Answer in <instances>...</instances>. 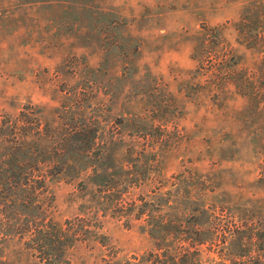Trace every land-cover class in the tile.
<instances>
[{
  "label": "rangeland",
  "instance_id": "obj_1",
  "mask_svg": "<svg viewBox=\"0 0 264 264\" xmlns=\"http://www.w3.org/2000/svg\"><path fill=\"white\" fill-rule=\"evenodd\" d=\"M72 219L51 264H264V0H0V264Z\"/></svg>",
  "mask_w": 264,
  "mask_h": 264
},
{
  "label": "trees",
  "instance_id": "obj_2",
  "mask_svg": "<svg viewBox=\"0 0 264 264\" xmlns=\"http://www.w3.org/2000/svg\"><path fill=\"white\" fill-rule=\"evenodd\" d=\"M79 220L84 221V219H72L68 220L63 226H59L57 224L50 226L47 225L49 228L48 230L44 229L41 225L35 226L33 231H31V241L33 243L30 247L36 250L39 254L38 256L42 258L46 264L53 263L54 260L58 259L60 255L64 253V250L69 244L84 234V225H80L78 222ZM164 228L165 227L161 225L153 224L149 231L154 238H157L156 235L160 234ZM165 256L166 258L169 257L171 262L168 259H165ZM183 259L185 260V258ZM155 260L160 262V264H179V262L185 263V261L176 260L172 253H157Z\"/></svg>",
  "mask_w": 264,
  "mask_h": 264
}]
</instances>
